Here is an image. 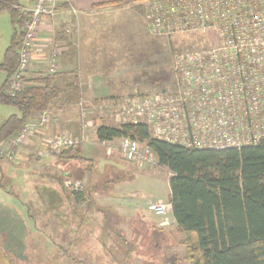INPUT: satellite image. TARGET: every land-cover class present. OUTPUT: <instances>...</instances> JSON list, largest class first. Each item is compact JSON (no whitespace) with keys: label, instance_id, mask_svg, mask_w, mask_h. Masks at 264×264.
Wrapping results in <instances>:
<instances>
[{"label":"rangeland","instance_id":"1","mask_svg":"<svg viewBox=\"0 0 264 264\" xmlns=\"http://www.w3.org/2000/svg\"><path fill=\"white\" fill-rule=\"evenodd\" d=\"M19 1L30 7L25 5L29 1ZM148 1L144 0L143 5H118L114 11H99L91 18L94 26L86 32L85 42L100 52L97 68L104 80L111 84L147 83L155 87L152 93L166 92L176 82L173 63L177 54L214 45L211 36L202 33L151 35L141 20ZM57 17L60 16H55V33L59 41L66 34V25L57 21ZM12 35L10 15L2 12L0 63ZM47 67L42 65L40 69ZM58 70L57 76H61L60 67ZM4 79L2 76L1 83ZM107 100L86 101L94 119L100 104ZM71 107L79 109L76 105L67 106ZM17 113L16 108L0 103V125ZM53 115L54 121L45 131L16 150L14 161L0 159V264H190L185 260V248L178 244L184 237L174 230L170 220H163L171 230L164 242L160 241V234L150 231V225L158 226L164 217L149 211V205L160 199L167 201L171 173L157 166L125 161L117 149L121 140L112 141L114 149L108 154V147L93 139L99 124L96 120L94 129L86 132L85 141L75 147L79 154L83 148L81 155L92 159L96 170L91 176L84 174L85 180L72 178L69 182L65 175L69 165L63 163L68 160L60 163V155L42 158L40 154L46 148V140L62 134L79 137L82 131L79 127L61 129L62 121L56 113ZM106 123L113 126L109 121ZM60 177L69 191L87 194L85 200L68 201L60 191L57 181ZM95 186L112 196L126 193L132 202L128 215L121 216L109 206L96 211L95 205L100 203L94 200V190L90 192ZM89 199L95 205L87 209Z\"/></svg>","mask_w":264,"mask_h":264},{"label":"built area","instance_id":"2","mask_svg":"<svg viewBox=\"0 0 264 264\" xmlns=\"http://www.w3.org/2000/svg\"><path fill=\"white\" fill-rule=\"evenodd\" d=\"M58 10V0H35L29 10L31 18L25 27L18 68L6 89L8 95L21 91L26 78L59 72V42L52 47L47 69L37 73L32 69L42 20L53 18ZM146 22L153 36L202 33L211 36L214 46L175 56L176 82L172 90L109 99L100 104L96 117L113 126L145 124L153 139L187 149L240 150L261 144L264 0H150L146 5ZM79 107L82 134H62L46 140L40 157L59 156L85 141V133L95 127L94 116L87 105L81 103ZM53 121L50 111L34 115L13 137L0 144V156L14 161L16 150ZM102 143L111 154L113 142ZM117 149L127 162L158 165L153 151L136 140L123 139ZM149 211L166 218L168 206L151 204ZM165 224L166 221L162 222Z\"/></svg>","mask_w":264,"mask_h":264},{"label":"trees","instance_id":"3","mask_svg":"<svg viewBox=\"0 0 264 264\" xmlns=\"http://www.w3.org/2000/svg\"><path fill=\"white\" fill-rule=\"evenodd\" d=\"M29 1L30 7H26L19 0H0V13L7 12L13 26L10 45L0 63V103L18 111L0 125V144L13 137L34 115L46 111L54 114L57 104H61L59 108L72 105L66 93L79 95L76 83L72 84L73 89L61 88L62 83L56 79L60 72L26 78L21 91L13 96L6 93L18 68L25 27L31 18L29 10L35 2ZM138 1L142 0H128L127 4ZM2 76L5 79L1 83ZM81 103L87 105L79 97L76 105ZM93 120L99 121L96 129L99 142L136 140L153 151L158 169L171 173L169 204L177 232L184 237L178 244L185 247L187 262L264 264V141L240 150H195L153 139L145 124L110 126L103 118ZM59 158L87 163V172L93 174V161L83 158L75 148L65 150ZM84 174L82 169L65 172L69 182L72 178L83 180ZM57 181L68 201L85 200L87 194L66 189L62 177ZM94 189L90 188V192ZM87 205V209L93 207L91 199Z\"/></svg>","mask_w":264,"mask_h":264},{"label":"crops","instance_id":"4","mask_svg":"<svg viewBox=\"0 0 264 264\" xmlns=\"http://www.w3.org/2000/svg\"><path fill=\"white\" fill-rule=\"evenodd\" d=\"M127 2L128 0H58V4L59 6H61V8L56 14L57 16H60L57 17V21L62 20L64 25H66V34L65 36L61 37L59 41L56 40L55 33L56 15L53 18H45L42 20L37 34V46L36 51L33 55L32 69L39 70L42 65H47L53 45L57 42L61 43L62 46L60 48V69L62 70L63 74L56 79H58V81L62 83L61 88L64 90H68L69 88L73 89L74 87L71 86H73V83H76V86H74L77 88L79 95L76 96L74 95V93H66V96H68L67 99L72 105H76L79 97H81V99L84 100L85 103L86 101L87 103H97L99 101L103 102V100L105 99H119L122 97L133 95L134 93L147 94L152 93L154 90H156L154 89L155 87H153L152 84L147 83L140 84L138 82H128L127 84L125 82L126 84H124L122 82H114L111 84L107 80H104L100 75H98L100 73V70L97 68V59L100 57V52H98L94 47H88V44H86L85 42L86 32L90 31L94 26V23L91 19L93 15L97 14L99 11H114L115 7H117L118 5L132 4H127ZM143 2L144 0L134 3H136L137 5H143ZM29 3L30 1L25 5L30 6ZM63 5L64 7H62ZM141 20L147 28L146 11H144ZM71 35L72 39L70 41ZM109 83L111 85H108ZM76 106H78V104ZM55 113L60 118V122L62 121L60 125L61 129L70 130L71 128L79 127V129L81 130L80 111L78 107H58L57 110H55ZM71 116H74V119H72ZM56 119L57 118H55V122ZM93 139L94 141L97 140L96 131L94 133ZM83 151L84 150L82 148L80 150V155L84 153ZM82 157L86 160H92L84 156ZM61 162L63 161L61 160L60 163ZM63 163L65 165H69L68 169L65 172L75 169H82L85 171V175H89V173L87 172V163H80L79 161H69ZM94 166L96 165L93 161V170H96ZM83 178V180L86 179L85 176ZM96 187L97 186H95L94 188ZM170 195L171 191L169 196L167 197V201H163L162 199H160L159 201H157V203H163L168 206L166 218L167 220H170L172 222L173 227H175L174 230L176 229L177 231V223L173 217L171 205L169 204ZM94 200L100 203L99 205H95L93 201L94 205L99 208V211L105 206H109L121 216H127L128 211H130L132 206V202L131 200L127 199L126 193L122 195L115 193V195L112 196L107 193L104 194L101 189L97 188L94 189ZM101 202L103 204H101ZM166 218L160 219V224L158 226H153V224L150 225V231L155 234H160V241L162 242H164V238L166 240V236H169L167 234L169 233V231H171L166 228L167 224H165L166 226L162 225V222H164L163 220H165ZM145 225L148 226L149 224L145 223ZM181 240H183V238Z\"/></svg>","mask_w":264,"mask_h":264}]
</instances>
